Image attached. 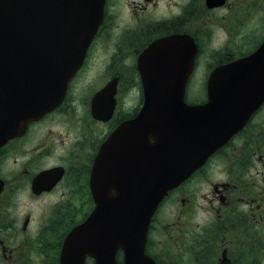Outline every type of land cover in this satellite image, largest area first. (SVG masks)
<instances>
[{
	"label": "flooded vegetation",
	"instance_id": "obj_1",
	"mask_svg": "<svg viewBox=\"0 0 264 264\" xmlns=\"http://www.w3.org/2000/svg\"><path fill=\"white\" fill-rule=\"evenodd\" d=\"M183 37L196 45L194 58L161 69L187 73L185 102L192 105L200 102L190 95L198 82L206 99L216 68L264 43V0H106L63 102L0 144V264H60L66 236L95 207L90 179L102 145L145 104L142 53L168 39L153 57L166 50L180 56ZM109 82L112 108L110 97H101L104 116H95L93 98ZM13 128L3 117L0 129ZM109 179L106 170L97 174L100 185ZM115 194L106 187L99 197ZM146 252L155 264H264V102L163 199Z\"/></svg>",
	"mask_w": 264,
	"mask_h": 264
},
{
	"label": "water",
	"instance_id": "obj_2",
	"mask_svg": "<svg viewBox=\"0 0 264 264\" xmlns=\"http://www.w3.org/2000/svg\"><path fill=\"white\" fill-rule=\"evenodd\" d=\"M104 2L0 0V114L15 107L22 119L35 120L61 102L102 20ZM157 44L167 47L165 40L153 45ZM234 70L231 66L226 73L211 75L208 102L203 105L184 104V83L181 90L160 92L173 100L176 118L150 123V136L157 139L158 133H164L167 141L176 138L180 145L196 151L200 162L224 144L264 100V74L243 76ZM6 120H10L9 113ZM132 126L134 132L146 129L142 112ZM126 128L125 124L117 134ZM8 132L0 129L1 142L10 136ZM124 148L130 159L124 168L117 167L116 198L100 200L92 184L96 209L68 237L64 264H74L71 243L77 240V264H84L85 256L96 259V264H107L119 249L124 253L122 264H152L144 253L150 218L183 172L171 170L170 148L160 161L154 159L152 147L144 154L135 143L130 151Z\"/></svg>",
	"mask_w": 264,
	"mask_h": 264
},
{
	"label": "rangeland",
	"instance_id": "obj_3",
	"mask_svg": "<svg viewBox=\"0 0 264 264\" xmlns=\"http://www.w3.org/2000/svg\"><path fill=\"white\" fill-rule=\"evenodd\" d=\"M200 79H201V76L199 75L198 80H200ZM200 83H201V82H198V86H196L194 89H192V90L190 91V95H191V97H194V98H195L196 96L199 95V93H200L199 89H202V87L200 86ZM202 90H203V89H202ZM201 97H202V91H201V93H200L198 99H200Z\"/></svg>",
	"mask_w": 264,
	"mask_h": 264
}]
</instances>
